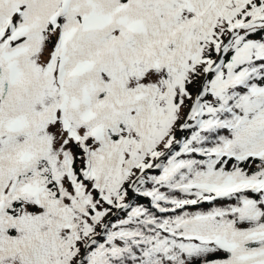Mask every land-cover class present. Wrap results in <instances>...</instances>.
Here are the masks:
<instances>
[{
    "label": "snow or ice",
    "instance_id": "obj_1",
    "mask_svg": "<svg viewBox=\"0 0 264 264\" xmlns=\"http://www.w3.org/2000/svg\"><path fill=\"white\" fill-rule=\"evenodd\" d=\"M0 264H264V0H0Z\"/></svg>",
    "mask_w": 264,
    "mask_h": 264
}]
</instances>
